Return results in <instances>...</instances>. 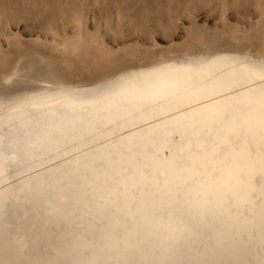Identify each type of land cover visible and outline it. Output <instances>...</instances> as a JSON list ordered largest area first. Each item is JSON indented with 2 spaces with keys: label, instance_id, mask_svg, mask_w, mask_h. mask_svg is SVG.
Returning a JSON list of instances; mask_svg holds the SVG:
<instances>
[{
  "label": "bare ground",
  "instance_id": "obj_1",
  "mask_svg": "<svg viewBox=\"0 0 264 264\" xmlns=\"http://www.w3.org/2000/svg\"><path fill=\"white\" fill-rule=\"evenodd\" d=\"M0 264H264V0H0Z\"/></svg>",
  "mask_w": 264,
  "mask_h": 264
}]
</instances>
